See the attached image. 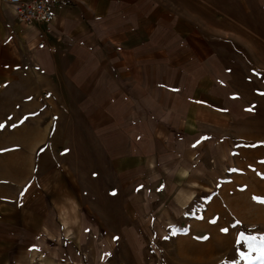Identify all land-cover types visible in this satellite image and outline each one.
Segmentation results:
<instances>
[{"label": "rangeland", "instance_id": "374dc122", "mask_svg": "<svg viewBox=\"0 0 264 264\" xmlns=\"http://www.w3.org/2000/svg\"><path fill=\"white\" fill-rule=\"evenodd\" d=\"M172 2L217 59L192 137L0 82V264H264V0Z\"/></svg>", "mask_w": 264, "mask_h": 264}, {"label": "crops", "instance_id": "0c3cea01", "mask_svg": "<svg viewBox=\"0 0 264 264\" xmlns=\"http://www.w3.org/2000/svg\"><path fill=\"white\" fill-rule=\"evenodd\" d=\"M46 1L52 21L26 25L0 0V82L29 81L52 107L69 88L95 106L104 96L110 127L136 143L192 137L207 121L217 59L173 0Z\"/></svg>", "mask_w": 264, "mask_h": 264}, {"label": "built area", "instance_id": "2783aa9c", "mask_svg": "<svg viewBox=\"0 0 264 264\" xmlns=\"http://www.w3.org/2000/svg\"><path fill=\"white\" fill-rule=\"evenodd\" d=\"M13 11L17 21L30 25L34 22L49 24L53 14L49 3L46 0H2ZM38 40L34 48H43L45 35L38 34Z\"/></svg>", "mask_w": 264, "mask_h": 264}]
</instances>
